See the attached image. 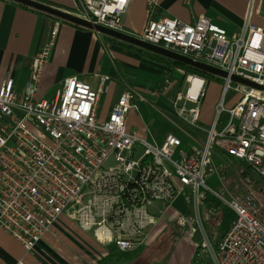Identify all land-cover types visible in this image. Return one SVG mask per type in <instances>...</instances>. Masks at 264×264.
<instances>
[{
    "label": "built area",
    "instance_id": "2783aa9c",
    "mask_svg": "<svg viewBox=\"0 0 264 264\" xmlns=\"http://www.w3.org/2000/svg\"><path fill=\"white\" fill-rule=\"evenodd\" d=\"M154 3L147 0L148 7ZM128 4L79 0L76 16L123 31ZM252 4L248 0L243 23L231 35L201 14L190 23L150 20L138 36L227 73L203 143L189 147L174 132L158 141L148 130L139 135L127 129L129 110H137V100L143 99L132 88L100 118L98 102L107 76H100L95 88L69 76L52 99L39 96L54 26L22 88L15 89L12 76L0 83V227L31 251L67 213L98 243L130 251L148 243L159 221L151 211L155 202L170 206L181 196L196 211L210 193L235 217L215 246L201 242L210 255L205 264H264V190L226 197L205 180L213 143L264 182V91L231 79L236 75L264 86V26L252 21ZM185 81V90L173 101L175 113L188 126L199 127L206 80L189 73ZM164 83L166 89L170 81ZM230 88L240 97L227 106ZM196 221V215L181 213L176 224L192 230Z\"/></svg>",
    "mask_w": 264,
    "mask_h": 264
},
{
    "label": "crops",
    "instance_id": "0c3cea01",
    "mask_svg": "<svg viewBox=\"0 0 264 264\" xmlns=\"http://www.w3.org/2000/svg\"><path fill=\"white\" fill-rule=\"evenodd\" d=\"M34 1L59 8L75 16L79 7V0ZM247 3L248 0H155V3L148 7L147 0H129L128 7L122 15L123 31L121 32L138 37L150 20L174 18L190 23L194 22L199 15L204 14L212 22L225 28L227 34L231 35L239 31ZM252 21L261 25L254 20V17ZM54 26L57 28L54 45L50 50L39 84L42 94L40 96L43 98L52 99L63 80L69 76H77L94 88L97 87L100 76H107L106 89L100 95L98 102V116L105 118L125 89L132 88L143 97L142 100H137V110L140 113V104L144 103L146 96L160 92H173L176 96L183 93L179 91L182 83L186 88L185 76L192 73L186 71L184 67L186 64L113 38L92 28L82 29L33 11L16 0H0V83L8 76H12L15 89L22 88L32 69L35 55L46 42ZM145 50L148 52L146 53ZM149 53L158 55L159 58ZM204 78L206 80V77ZM166 79L170 81V85L164 89ZM52 91H54L53 96L46 97ZM143 124L147 126L146 131L148 130L158 141L165 133L174 132H156L150 128L147 121ZM175 125L177 127L174 130L180 131L183 136L179 137L184 147L203 143L204 128L201 129L204 136H200L177 123ZM213 151L215 153L213 158L219 167H216V174L206 169V177L212 182H219L220 189L217 191L222 195L238 196L237 186L227 185V179L221 176L222 168L220 167L222 166L241 165L238 169V176L245 192L249 189L253 190L252 183L263 182L253 172L252 176H241L244 167L247 166L243 161L228 156L218 147ZM247 180L250 182L248 183ZM207 204L208 202L203 200L195 211L191 204L178 196L170 206H166L163 202H155L152 205L151 211L159 216V221L150 230L149 238L168 229L167 233H172V231L177 233L175 240L182 241V246L178 244L173 247L166 264H205L207 262L197 261V257L200 256L199 247H202L201 242L206 240L215 246L235 217L234 212L229 209L232 216L224 225L221 221L226 206L213 207L212 205L207 208ZM181 213L196 215L197 221L192 230H185L176 224V219ZM216 214H219L217 225L220 229L218 231L211 228L208 220L210 216ZM196 235L200 236L199 247L197 241V243L193 242ZM113 248L112 245L98 243L91 232L82 230L67 213L61 215L59 221L44 234L31 251H26L11 234L0 227V264H19V261L22 264H98ZM116 264H122V262Z\"/></svg>",
    "mask_w": 264,
    "mask_h": 264
},
{
    "label": "rangeland",
    "instance_id": "374dc122",
    "mask_svg": "<svg viewBox=\"0 0 264 264\" xmlns=\"http://www.w3.org/2000/svg\"><path fill=\"white\" fill-rule=\"evenodd\" d=\"M252 17L254 20L264 26V0H253L252 4ZM207 85H206V96L201 104V111H200V118L197 122L198 126L200 127H191L184 123L181 119H179L175 113V109L173 106V101L175 99V94L173 92H166V93H157V94H150L146 96L144 103L141 105L140 113L135 108H131L127 114L128 123L127 129L131 130L134 129L137 131L139 135H142L146 132V127L143 122L147 121L150 128L154 131H174L178 136L183 137L178 130H174L177 126L175 123L189 129V131L204 136L203 132H201V128L208 129L215 114V107L221 98V91L223 88V84L225 82V78L219 75H212L210 77H206ZM235 83L232 82L231 86H234ZM179 91H184L185 85L184 83L181 84L179 87ZM54 91L49 92L46 97H52ZM38 95H42L40 89L38 90ZM240 94L236 92L233 88H230L226 93V102L227 106L232 105L235 100L239 99ZM145 119V121H144ZM205 139V137H204ZM216 146L212 143L211 150H210V159L207 164V170H211L215 173L216 167H219V164L216 163L215 159L213 158V154L215 155L213 149ZM222 168V169H221ZM226 168V170H225ZM228 168V170H227ZM239 168L241 165L235 164L227 167H220L221 176L224 177L226 180V184L237 186V194L241 196L246 190L243 184L239 181ZM216 174V173H215ZM206 182L210 185L213 189L219 191L220 184L219 182H212L206 177ZM254 186L252 189L256 192H262L264 190V183H252ZM224 196L228 197L226 194ZM225 207V205H223ZM226 206L225 214L222 219V223L224 224L228 218L232 216L231 210H229ZM220 214V213H219ZM219 214L210 216L208 218L211 228L213 230L218 231L220 226L217 225L219 221ZM201 215V209H200ZM261 215L264 221V206L261 208ZM218 216V217H217ZM221 223V224H222ZM176 225V224H175ZM225 225V224H224ZM185 230L190 231V228ZM207 230V229H206ZM168 229L162 230L156 236H150L148 243L139 251L132 252L130 258L124 260L122 264H165L167 257L169 256L171 250L176 245L182 246V241L180 239L175 240L177 233L172 231V233H167ZM154 235V233H153ZM200 236L196 235L193 242H198ZM185 240V239H184ZM187 242V241H186ZM196 242V243H197ZM212 242V241H211ZM200 242L197 243L199 247ZM212 245V244H211ZM200 256L197 257V261L199 263H204L208 261L209 254L207 250L203 247H199Z\"/></svg>",
    "mask_w": 264,
    "mask_h": 264
},
{
    "label": "water",
    "instance_id": "95a60500",
    "mask_svg": "<svg viewBox=\"0 0 264 264\" xmlns=\"http://www.w3.org/2000/svg\"><path fill=\"white\" fill-rule=\"evenodd\" d=\"M16 1H18L22 4L34 7L36 9L45 11L46 13L55 15L57 17L63 18L65 20H68V21L73 22L75 24L86 26L88 28H92V29H94L100 33L106 34V35L111 36L113 38H117V39L126 41L128 43L134 44V45L139 46L141 48H145V49L150 50L152 52H155L157 54L166 56L168 58H171L173 60H176L178 62L186 64L188 66L204 70V71L211 73V74H214V75H219V76H223V77H226V75H227V73L225 71L218 69L216 67H213L211 65L202 63L200 61H195V60L188 58L184 55H181L177 52L166 49L160 45H156V44L146 42V41L140 39L139 37L133 36L131 34H127V33L121 32V31H117V30H113V29L105 27L101 24L93 23V22L85 20L81 17L70 14L69 12L61 10L59 8L51 7L49 5H46V4H43V3H40V2H37L34 0H16ZM231 79L233 81L242 82L246 85H250L252 87H255L257 89L264 91V86L259 85L255 82H252L248 79H244V78L236 76V75H232Z\"/></svg>",
    "mask_w": 264,
    "mask_h": 264
},
{
    "label": "trees",
    "instance_id": "16d2710c",
    "mask_svg": "<svg viewBox=\"0 0 264 264\" xmlns=\"http://www.w3.org/2000/svg\"><path fill=\"white\" fill-rule=\"evenodd\" d=\"M22 6L27 7V8H29V9L33 10V11H36V12H39V13L45 14V15H47V16H51V17L56 18V19H58V20H61V21H64V22H68V23H70V24H72V25H74V26H77V27H79V28L87 29V27H85V26L75 24V23H73V22H70V21L65 20V19H63V18H60V17H57V16H55V15H52V14H49V13H46V12L40 11V10H38V9L32 8V7L28 6V5L22 4ZM145 52L147 53L148 51L145 50ZM149 54H150V53H149ZM150 55L159 58L158 55H154V54H150ZM175 63H176V62H175ZM184 67L186 68V71H188V72H192V73H195V74L200 75V76H202V77H210V76L213 75V74L208 73V72H206V71H204V70L197 69V68H194V67H191V66H188V65H184ZM241 176H242V177H245V176H252V171H251V169H250L249 166H245V167H244V170H243V172L241 173ZM259 180H261V178H260ZM261 181H262V180H261ZM204 201H205V202H208V204H207V208H208V207H211L212 205H213V207H218V206H219V207H223V204L221 203V201H220L218 198H216L215 196H213L212 194H207L206 197H205V199H204ZM143 247H144V246H142V248H143ZM142 248H141V249H142ZM141 249H139V250H141ZM139 250H136V251H139ZM136 251H135V250H130V251H119V250L113 248V249H112L107 255H105V256L100 260V262H99L98 264H116V263L123 262L124 260H127V259L130 258V255H131L132 252H136ZM165 264H166V263H165Z\"/></svg>",
    "mask_w": 264,
    "mask_h": 264
},
{
    "label": "bare ground",
    "instance_id": "6f19581e",
    "mask_svg": "<svg viewBox=\"0 0 264 264\" xmlns=\"http://www.w3.org/2000/svg\"><path fill=\"white\" fill-rule=\"evenodd\" d=\"M185 229H187V228H185ZM176 258V257H175Z\"/></svg>",
    "mask_w": 264,
    "mask_h": 264
}]
</instances>
